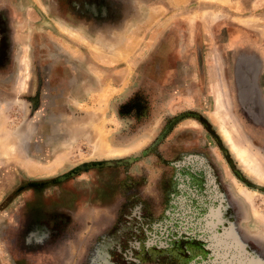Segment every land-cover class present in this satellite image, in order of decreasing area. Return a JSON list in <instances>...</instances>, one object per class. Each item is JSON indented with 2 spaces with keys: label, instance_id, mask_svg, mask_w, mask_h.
Listing matches in <instances>:
<instances>
[{
  "label": "rangeland",
  "instance_id": "374dc122",
  "mask_svg": "<svg viewBox=\"0 0 264 264\" xmlns=\"http://www.w3.org/2000/svg\"><path fill=\"white\" fill-rule=\"evenodd\" d=\"M261 109L264 0H0V264H264Z\"/></svg>",
  "mask_w": 264,
  "mask_h": 264
},
{
  "label": "bare ground",
  "instance_id": "6f19581e",
  "mask_svg": "<svg viewBox=\"0 0 264 264\" xmlns=\"http://www.w3.org/2000/svg\"><path fill=\"white\" fill-rule=\"evenodd\" d=\"M63 28V27H62ZM66 29V28H65ZM63 29V30H65ZM71 34V33H70ZM221 129V128H220ZM222 132V131H221ZM220 132V133H221ZM223 134H224V137L226 139V141L229 143L230 147H231V150L232 152L234 153V155L236 156V158L238 159V161L246 168L247 171H249L250 173H252L259 181H262L264 182V166L263 165H260L258 163L257 160L254 161V159L252 158V156L249 154V152L246 150V147L240 145L239 143L235 142L232 138V134L226 130L225 128H223ZM223 137V138H224ZM105 139V138H104ZM235 139V138H234ZM105 142V141H104ZM104 142L101 144L103 145ZM104 146V145H103ZM100 147V146H99ZM112 147V146H111ZM134 147H138L137 145L134 146ZM100 148H103V147H100ZM115 148V147H114ZM131 149V148H130ZM134 149V148H132ZM102 150V149H100ZM99 150V151H100ZM114 151V150H113ZM130 151V150H129ZM116 152V150H115ZM131 152V151H130ZM103 153V152H102ZM110 153H113V152H110ZM104 154V153H103ZM248 173V172H247ZM238 191V194H240L241 197H243L245 200H247V202L252 205L253 204V200H252V195H249L245 192V190H237ZM254 192V191H253ZM254 193H257V192H254ZM256 198V197H255ZM256 211V210H255ZM254 211V212H255ZM256 213V212H255ZM254 213V214H255ZM255 219L261 221L264 223V218L260 217V215H256L255 214Z\"/></svg>",
  "mask_w": 264,
  "mask_h": 264
},
{
  "label": "crops",
  "instance_id": "0c3cea01",
  "mask_svg": "<svg viewBox=\"0 0 264 264\" xmlns=\"http://www.w3.org/2000/svg\"><path fill=\"white\" fill-rule=\"evenodd\" d=\"M163 24H164V27L162 28V30H167V29H169V27L171 26L172 23L171 22L169 23L168 21H165V22H163ZM191 34H192V30H191Z\"/></svg>",
  "mask_w": 264,
  "mask_h": 264
},
{
  "label": "water",
  "instance_id": "95a60500",
  "mask_svg": "<svg viewBox=\"0 0 264 264\" xmlns=\"http://www.w3.org/2000/svg\"><path fill=\"white\" fill-rule=\"evenodd\" d=\"M261 112H262V109H261ZM261 112H260L259 116L263 117L264 114H263V112L262 113Z\"/></svg>",
  "mask_w": 264,
  "mask_h": 264
}]
</instances>
